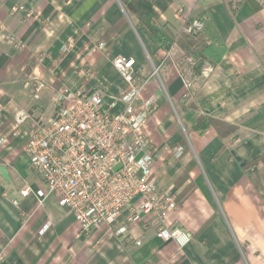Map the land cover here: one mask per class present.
<instances>
[{
    "label": "crops",
    "instance_id": "crops-1",
    "mask_svg": "<svg viewBox=\"0 0 264 264\" xmlns=\"http://www.w3.org/2000/svg\"><path fill=\"white\" fill-rule=\"evenodd\" d=\"M128 1L171 43L204 16L226 53L196 75L195 61L175 45L165 52L121 0H0V137L12 135L0 146V264H264V0L259 10L247 0ZM116 57L134 59L139 79L159 68L144 95L156 99L144 133L157 192L177 205L169 221L192 234L185 248L157 238V216L128 223L127 211L84 237L55 197L35 195L46 186L26 153L29 132L54 116L66 87L100 90L104 109L119 113L121 104L110 106L125 87ZM201 117L236 129H195ZM122 225L128 234L114 235Z\"/></svg>",
    "mask_w": 264,
    "mask_h": 264
},
{
    "label": "built area",
    "instance_id": "built-area-1",
    "mask_svg": "<svg viewBox=\"0 0 264 264\" xmlns=\"http://www.w3.org/2000/svg\"><path fill=\"white\" fill-rule=\"evenodd\" d=\"M23 10L28 18L33 16ZM203 27L204 20H195L187 31L194 33ZM63 50L66 52L69 46ZM113 65L125 85L110 104L111 107L121 104L119 113L104 109L105 95L100 90L89 93L66 87L53 97L54 116L46 123L36 122L29 132L26 153L32 170L46 186L35 195L41 203L55 197L60 207L72 213L84 237L105 225L112 226L127 211L128 223L157 216L160 220L157 238L185 248L191 243L192 234L169 221L177 205L170 195L157 192L153 154L147 148L149 142L144 133L156 107L155 97L146 99L144 95L149 80L159 76V68L154 67L148 79H139L134 59L116 57ZM36 86L39 89L43 84L27 83L28 88ZM27 118L26 113H19L16 125ZM8 136L0 137V146L7 142ZM183 152V147H178L175 156L180 158ZM31 192L32 188L27 186L20 195L28 197ZM13 204L19 205L18 201ZM48 228L45 225L40 234ZM127 234V225L114 231L116 236ZM134 243L142 246L139 240Z\"/></svg>",
    "mask_w": 264,
    "mask_h": 264
},
{
    "label": "trees",
    "instance_id": "trees-1",
    "mask_svg": "<svg viewBox=\"0 0 264 264\" xmlns=\"http://www.w3.org/2000/svg\"><path fill=\"white\" fill-rule=\"evenodd\" d=\"M121 1L125 10L139 19L140 24L147 28L149 33L165 52H170L173 45H175L183 51L184 58L194 60V72L196 75L201 72L204 63H209L214 66L219 63L222 56L226 53L225 44L217 34L210 21L203 19L204 16L199 17V19L204 20V27L200 31L194 33L181 32L175 39L174 43H171L158 29L154 21L146 19L128 0ZM247 1L250 2L255 10H259L261 8V4L257 0ZM200 64H202V66L198 70L197 67ZM209 126L214 127L222 137L228 136L236 129V126L211 117L199 118L195 129L204 130ZM9 137H12V135Z\"/></svg>",
    "mask_w": 264,
    "mask_h": 264
},
{
    "label": "water",
    "instance_id": "water-1",
    "mask_svg": "<svg viewBox=\"0 0 264 264\" xmlns=\"http://www.w3.org/2000/svg\"><path fill=\"white\" fill-rule=\"evenodd\" d=\"M201 66H202V65H199V66L197 67V69L199 70V69L201 68ZM1 172H2V174H3V176H4V178L7 179V180H9V176H8L7 171L5 170V168H2Z\"/></svg>",
    "mask_w": 264,
    "mask_h": 264
},
{
    "label": "rangeland",
    "instance_id": "rangeland-1",
    "mask_svg": "<svg viewBox=\"0 0 264 264\" xmlns=\"http://www.w3.org/2000/svg\"><path fill=\"white\" fill-rule=\"evenodd\" d=\"M31 176L33 177V180H37L38 178L34 175L31 174Z\"/></svg>",
    "mask_w": 264,
    "mask_h": 264
}]
</instances>
